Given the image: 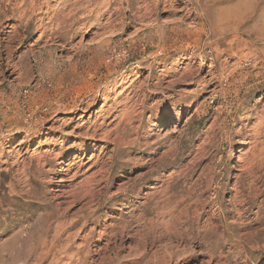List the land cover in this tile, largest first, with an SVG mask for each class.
<instances>
[{
  "label": "rangeland",
  "instance_id": "1",
  "mask_svg": "<svg viewBox=\"0 0 264 264\" xmlns=\"http://www.w3.org/2000/svg\"><path fill=\"white\" fill-rule=\"evenodd\" d=\"M0 264H264V0H0Z\"/></svg>",
  "mask_w": 264,
  "mask_h": 264
},
{
  "label": "bare ground",
  "instance_id": "2",
  "mask_svg": "<svg viewBox=\"0 0 264 264\" xmlns=\"http://www.w3.org/2000/svg\"><path fill=\"white\" fill-rule=\"evenodd\" d=\"M84 111H85V109H84Z\"/></svg>",
  "mask_w": 264,
  "mask_h": 264
}]
</instances>
